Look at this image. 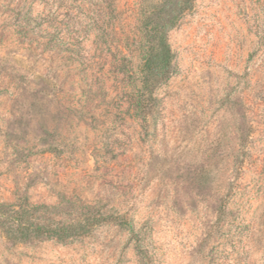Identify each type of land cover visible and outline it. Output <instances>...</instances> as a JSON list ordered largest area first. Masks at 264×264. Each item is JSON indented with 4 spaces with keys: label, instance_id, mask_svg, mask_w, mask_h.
Masks as SVG:
<instances>
[{
    "label": "rangeland",
    "instance_id": "rangeland-1",
    "mask_svg": "<svg viewBox=\"0 0 264 264\" xmlns=\"http://www.w3.org/2000/svg\"><path fill=\"white\" fill-rule=\"evenodd\" d=\"M25 196L110 219L0 233V264H264V0H0V203Z\"/></svg>",
    "mask_w": 264,
    "mask_h": 264
},
{
    "label": "trees",
    "instance_id": "trees-1",
    "mask_svg": "<svg viewBox=\"0 0 264 264\" xmlns=\"http://www.w3.org/2000/svg\"><path fill=\"white\" fill-rule=\"evenodd\" d=\"M157 50L146 60L145 71L155 78H163L169 72L172 51L163 38ZM66 202L64 206H69ZM63 206V205H62ZM61 207V205H60ZM59 207L53 208L54 211ZM46 206H33L25 196L17 204L0 203V233L14 244H23L33 240H57L64 242L88 234L92 227L107 222L110 218L99 214L92 219L89 213H81L70 222L56 220L42 212Z\"/></svg>",
    "mask_w": 264,
    "mask_h": 264
}]
</instances>
